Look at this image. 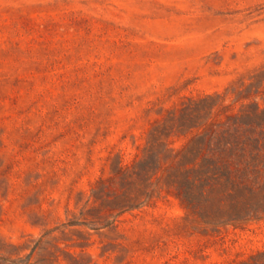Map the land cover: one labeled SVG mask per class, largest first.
<instances>
[{
    "label": "rangeland",
    "instance_id": "obj_1",
    "mask_svg": "<svg viewBox=\"0 0 264 264\" xmlns=\"http://www.w3.org/2000/svg\"><path fill=\"white\" fill-rule=\"evenodd\" d=\"M0 264H264V0H0Z\"/></svg>",
    "mask_w": 264,
    "mask_h": 264
},
{
    "label": "trees",
    "instance_id": "obj_2",
    "mask_svg": "<svg viewBox=\"0 0 264 264\" xmlns=\"http://www.w3.org/2000/svg\"><path fill=\"white\" fill-rule=\"evenodd\" d=\"M236 146V143L235 142H228L227 143V147L230 149L232 147H235Z\"/></svg>",
    "mask_w": 264,
    "mask_h": 264
}]
</instances>
